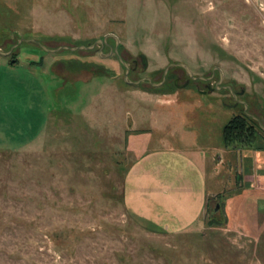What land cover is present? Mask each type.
<instances>
[{
  "label": "rangeland",
  "instance_id": "rangeland-1",
  "mask_svg": "<svg viewBox=\"0 0 264 264\" xmlns=\"http://www.w3.org/2000/svg\"><path fill=\"white\" fill-rule=\"evenodd\" d=\"M110 32L119 55L138 64L127 78L119 55L108 54L113 36L101 53L100 43L61 48L51 54L62 61L29 72L30 59L49 52L30 38L54 48ZM0 49H12L0 53V264H264V194L259 210L231 216L228 198L212 197L204 218L179 232L146 229L123 200L135 158L127 134L139 149L170 136L172 120L154 98L212 103L206 140L243 110L264 125V0H0ZM173 61L195 75L216 67L213 86L220 67L224 83L244 91L236 102L179 65L161 85L132 82L162 80ZM131 117L155 132L135 133ZM256 133L253 146L264 149V128Z\"/></svg>",
  "mask_w": 264,
  "mask_h": 264
},
{
  "label": "crops",
  "instance_id": "crops-1",
  "mask_svg": "<svg viewBox=\"0 0 264 264\" xmlns=\"http://www.w3.org/2000/svg\"><path fill=\"white\" fill-rule=\"evenodd\" d=\"M52 52L30 59L29 72L35 75L36 69L62 61ZM15 54L8 58L11 65L19 63ZM151 102L163 108L160 114L170 118L173 126L170 136L162 135L159 143L143 149L127 134L135 158L125 173L123 200L138 223L153 232L188 229L204 218L212 197L228 198L224 209L229 216L237 211L247 214L254 204L258 209L264 194V149L229 146L224 132L217 141L206 140L203 126L210 119L212 103L202 97L170 95ZM130 121L138 134L157 128H139L132 117Z\"/></svg>",
  "mask_w": 264,
  "mask_h": 264
},
{
  "label": "water",
  "instance_id": "water-1",
  "mask_svg": "<svg viewBox=\"0 0 264 264\" xmlns=\"http://www.w3.org/2000/svg\"><path fill=\"white\" fill-rule=\"evenodd\" d=\"M108 36H113L115 38V41H116V45L115 47H112L111 48V51L108 53V54H112L113 52L117 53L119 55V51H118V45H119V42H120V39L118 37L117 34L115 33H108L106 35H104L102 38H98L95 40L94 43L92 44H81V45H78V46H69V45H62V46H59V47H50V46H47L45 44H43L41 41L37 40L36 38H30L28 39V41H34V42H37L43 46H45L48 50H51V51H55V50H58V49H61V48H70V49H76L77 47H86V48H92L94 47L97 43H100L101 44V48L99 49V52L101 53L102 51V47L104 46V44L107 42V38ZM23 40V39H22ZM20 40V42L22 41ZM14 47V46H13ZM12 52V49L11 50H8V51H4V50H1L0 49V53H3V54H10ZM141 57H142V61H143V65L144 67L146 68L148 66V59H147V56L142 53L141 54ZM119 58L120 60L123 62V64L125 65L126 67V74H125V77L127 78L128 77V74L130 72V66L128 64V62L126 60H124L122 58L121 55H119ZM172 65H179V66H182L183 68H185L189 74H190V77L191 78H197V77H204L202 75H199V76H196L193 72V70L191 69V67L186 63V62H183V61H173V62H170L164 69V74H163V78L162 80L160 81H154L152 80V78L150 76H144V77H141L140 79H137V80H134L132 82L134 83H139L141 81H144V80H149L153 85H161L165 80H166V74H167V71L168 69L172 66ZM221 70V69H220ZM221 74H222V77H223V71L221 70ZM178 79V78H177ZM177 79H176V82H177ZM188 82V81H187ZM187 82L183 83V84H180V86H184L187 84ZM261 127L264 128V125L261 124ZM218 208V206H217Z\"/></svg>",
  "mask_w": 264,
  "mask_h": 264
},
{
  "label": "trees",
  "instance_id": "trees-1",
  "mask_svg": "<svg viewBox=\"0 0 264 264\" xmlns=\"http://www.w3.org/2000/svg\"><path fill=\"white\" fill-rule=\"evenodd\" d=\"M258 122L245 112L235 113L224 127L225 142L229 146L250 147L255 145ZM211 222H214L211 221Z\"/></svg>",
  "mask_w": 264,
  "mask_h": 264
},
{
  "label": "flooded vegetation",
  "instance_id": "flooded-vegetation-1",
  "mask_svg": "<svg viewBox=\"0 0 264 264\" xmlns=\"http://www.w3.org/2000/svg\"><path fill=\"white\" fill-rule=\"evenodd\" d=\"M108 43V40H107V42L105 43V44H107ZM105 44H104V46H105ZM119 46V45H118ZM115 47V46H114ZM143 62V61H142ZM130 66V65H129ZM138 67V64H137V62H134V65L131 67L130 66V71L131 70H136V68ZM215 69H216V67H214L213 68V72H212V74H210V75H202V76H204V77H197V78H191L192 80H195V79H198V78H200V79H204V80H207L208 82H206V87H207V89L208 90H210V91H213V90H215L216 88H220V89H227V90H229L230 92H231V94H233V96H234V98L236 99V102L239 100L238 98H237V95H239L240 93H242L244 90H242V91H240L239 93H235L234 92V89H233V87L230 85V84H227V83H224V73H223V77H222V74H221V68L220 67H218V71H219V78L216 80V82H215V84H214V86L212 85V83H211V81H210V79L214 76V74H215ZM221 69V70H220ZM188 72V71H187ZM189 73V72H188ZM196 76H199V75H196ZM144 77V76H143ZM140 79V78H139ZM191 79H187L185 82H187V84L190 82V80ZM144 81H149V80H144ZM185 82H183V83H185ZM175 83H177L179 86H180V84H183V83H178V79H177V82H176V80H175ZM185 86V85H184ZM241 101V100H240ZM243 112H245V113H247L249 116H251L248 112H246V111H244L243 110ZM251 117H253L257 122H258V124H259V126H261V122L257 119V118H255L254 116H251Z\"/></svg>",
  "mask_w": 264,
  "mask_h": 264
}]
</instances>
